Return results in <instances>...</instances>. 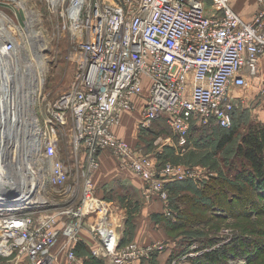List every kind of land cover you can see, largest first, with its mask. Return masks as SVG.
Here are the masks:
<instances>
[{
    "label": "built area",
    "instance_id": "built-area-1",
    "mask_svg": "<svg viewBox=\"0 0 264 264\" xmlns=\"http://www.w3.org/2000/svg\"><path fill=\"white\" fill-rule=\"evenodd\" d=\"M47 1L78 53L73 79L56 98L46 92L50 40L37 17L34 26V9L23 7L26 39L16 34L23 25L0 9V61L16 56L23 62L15 77L17 93L8 89V71L0 76V264L15 256L28 264H61L60 240L65 264H79L76 246L85 229L97 241L94 255L114 252V264H133V256L141 255L137 246L130 244L117 257L116 233L105 228L111 226V208L97 194L100 156L108 150L129 167L148 199H166L171 181L199 180L192 168L155 165L153 154L135 148L115 128L127 114L137 115L142 130L163 121L172 136L158 141L173 140L183 150L193 124L214 121L231 128L237 89L264 73V0H257L251 18L233 0ZM18 46L35 56L26 59L27 66L18 59ZM38 54L45 64L37 63ZM67 128L83 182L79 201L52 213V195L71 193V171L58 153ZM92 216L95 221L87 224Z\"/></svg>",
    "mask_w": 264,
    "mask_h": 264
},
{
    "label": "rangeland",
    "instance_id": "rangeland-1",
    "mask_svg": "<svg viewBox=\"0 0 264 264\" xmlns=\"http://www.w3.org/2000/svg\"><path fill=\"white\" fill-rule=\"evenodd\" d=\"M18 1L6 0L4 2V0H0V9L4 10L11 22L13 19L19 27L20 24L23 25L21 30L16 29L18 39L19 37L26 39L25 35L29 33L24 23L26 11L23 7L34 9V26L38 18V21L42 22V28L46 30L50 40L49 50L46 53L49 57L46 72V92L48 93V97L56 98L63 90L69 87L75 74L78 56L76 44L73 42L64 20L62 17L58 18L57 16L59 15H56L51 10L47 0H20L21 3ZM207 1L209 4L212 3V0ZM26 52L28 55H25L23 50L20 49L19 55L23 61L26 59L32 60L35 57L34 54ZM262 87H264V73L259 80L251 79L248 87L237 89L238 96L236 98L237 104L234 113V125L237 128V136L235 140L220 151L218 147L216 148V143L224 130L220 131L218 129L214 131V135L216 136L207 139L205 138L209 134L204 132L205 130H196L193 133L190 146L182 150L173 140L168 142L164 140L158 141L160 136L163 138L172 136V131L163 121L155 123L153 128L149 130H142L135 125L138 118L136 114L133 117L127 116L126 120L128 124L122 126L121 134L135 148H142L144 152L153 154L155 165L159 167L165 163L199 171L201 174L200 179L193 182L200 187L204 182L203 178L207 174L215 172L219 176L222 175L220 173L222 170L225 171L226 161L229 158V161L232 160L233 149L237 141L240 140V136L247 131L248 127L264 124V94L261 92ZM212 124L218 126L213 122ZM62 132L63 135L58 153L70 168L71 172L68 184L71 188V193L74 190V194L69 192L60 193L57 196L52 195L50 204L54 206L52 209L49 207V212L52 213L63 209L65 205L76 204L80 199L83 182L82 168H77L76 164L73 132L70 128L66 130L62 129ZM105 153L107 154H105L106 156L111 157L110 160H115L117 164L118 158L114 157L108 150ZM156 156L166 157L163 161H160L161 159L156 158ZM113 161H110V165H107L110 174H105L110 175L109 180L105 186L101 185L99 180V185L101 187L100 194L111 201L109 202L111 206L110 221L111 227L116 233L117 244L115 250L117 249V257L120 253L122 255L123 249L127 246L135 244L141 255L133 256V264H137V262L139 264H199L197 263V259L199 253L202 252L199 248L204 246V242H202L204 237L208 235L219 236L222 238L219 243H222L231 240L236 233H247L253 239V245L250 248H253L259 254L254 259L252 258L253 260H250L251 258L246 259L244 255H231L228 257L229 264H264V231L258 230L259 228L264 230V218L227 216L223 220L220 217L212 219L208 216H203L201 213L205 215H209V213L208 211L206 213L203 208L198 207L197 201L195 203L192 197L185 200L187 196L192 195V192L194 193L191 189L184 188L186 185L184 187L177 185L178 187L180 186L179 188L170 187L171 190L167 191L166 199L159 197L148 199L142 193L144 183L140 180L142 182L140 192L137 191L132 196H127L118 187L117 181L119 179L117 178V172L111 171L116 170ZM119 163L121 164V162ZM107 168L105 167V170L101 172L107 171ZM232 180H234L233 176ZM131 184L132 186L137 185L135 183ZM236 202L241 203L243 201L237 200ZM240 203L238 205H241ZM186 213L188 215H199L205 221H194L195 223L182 226L188 217ZM38 214L36 213V215ZM95 217H90L87 224L94 222ZM191 220H199V218ZM212 226H218L217 230H211ZM183 237H191L193 239V243L188 250H184V245L181 247L178 245L179 242H182ZM64 243L65 240L59 241V245H61L60 252L62 253L61 264H65L66 261ZM198 245L199 247H197ZM243 247L248 249V245H243ZM202 249L205 248L202 247ZM170 250L172 252L167 260L166 258L160 260V254L164 251L170 252ZM109 254L113 259L114 252ZM142 255H148V257L141 258ZM2 264H28V260L26 257L20 259L15 256L5 259Z\"/></svg>",
    "mask_w": 264,
    "mask_h": 264
},
{
    "label": "trees",
    "instance_id": "trees-1",
    "mask_svg": "<svg viewBox=\"0 0 264 264\" xmlns=\"http://www.w3.org/2000/svg\"><path fill=\"white\" fill-rule=\"evenodd\" d=\"M213 123L215 122L213 121ZM218 126L213 125L212 122L207 125L193 124L190 141L193 138L194 131L199 129L205 130L204 132L209 134L205 139L216 136L214 135V131L218 129L220 131L224 130L216 143V148L218 147L219 151L222 150L236 139L237 128L234 125V120L231 128L226 129ZM229 159L226 161L225 171L222 170L220 173L222 174L221 176L215 172L207 174L203 178L204 180L201 179L204 182L200 187L193 182L194 180L188 179L184 181H171L168 183V188L171 190L170 187L179 188L186 185L184 188L191 189L194 193L192 192V195L187 196L185 200L192 197L195 203L197 201L198 207L203 208L206 213L207 211L209 213V215L201 214L212 219L220 217L225 220L227 216L264 218V124L248 127L247 131L240 136V140L237 141L233 149L232 160L229 161ZM232 176L234 180H232ZM177 185L180 186L178 187ZM237 200L243 201L239 202L241 205H238ZM189 216L190 218H188ZM188 217L187 219L190 220L185 219V223L182 226L195 223L194 221H205L196 214L188 215ZM194 218H199V220H191ZM217 228L218 226H212L211 230H217ZM258 230L264 231L261 228ZM221 239L219 236L208 235L204 237L202 240L204 246L202 247L205 249L199 248L202 252L199 253L197 263L229 264L228 257L231 255H244L246 259L251 258L250 260H253L259 254L253 248H250L253 245V239L247 233H236L231 240L219 243ZM181 241L178 245L180 247L184 245V250H188L193 243L191 237H183ZM243 245H248V249H245ZM80 247L83 250L86 248L84 243L79 242L76 250L80 249ZM88 255L83 264H101L103 261L102 258L90 252Z\"/></svg>",
    "mask_w": 264,
    "mask_h": 264
},
{
    "label": "crops",
    "instance_id": "crops-1",
    "mask_svg": "<svg viewBox=\"0 0 264 264\" xmlns=\"http://www.w3.org/2000/svg\"><path fill=\"white\" fill-rule=\"evenodd\" d=\"M233 6L235 7V9L239 13H241L246 18H251L253 16V14L258 10V7H259L257 0H233ZM127 116L133 117L134 115H130V114L125 115L123 118L122 124L115 128V131L122 137H123V134H121L122 129H123L122 126L128 124V122L126 120ZM135 125L137 127V124H135ZM105 152L106 151H104L100 156L101 166H100V169L98 170L97 174L95 175V184L97 187V194L101 198L105 199L107 201V203L109 204V202H111V201L107 200L104 195L100 194L101 187L99 185V180L101 182V185H104V186L107 183V181L109 180L110 175H105V174L106 173L110 174V170H109V168H107V165H110V161H113V160H110V158H111L110 156H106L107 154ZM165 157L166 156H156V158L161 159L160 161H163ZM118 160H117V164H116L115 160L113 161V164L115 165L114 168L116 170H111V171L117 172V178L119 179L117 181V183L119 184V186H118L119 189H121L122 193L126 194L127 196H132L137 191L140 192L141 185H142V182H140L141 179L137 175H135L133 173V171L130 170L129 167L123 166L122 164H120L119 163L120 161H118ZM105 167L107 168V171L101 172L102 170H105ZM102 173H103V175H101ZM131 183H135L137 185L132 186ZM101 192H103V191H101ZM110 208H111V206H110ZM82 234H83V238H82L81 243H84V246L86 248H84V250H83L80 247V249L77 250L78 257H79V264L84 263L87 256H89L88 253L89 252L91 253L93 248L97 245V241H96L95 237L91 234L89 229H85ZM171 250H170V252L164 251L163 253H161L159 256L160 260H162V259L164 260L165 258L167 260L168 256L172 252ZM99 257L102 258V260H103L101 264H114L113 259H112V257H110V255H107V256L106 255H100ZM137 264H139V262H137Z\"/></svg>",
    "mask_w": 264,
    "mask_h": 264
},
{
    "label": "bare ground",
    "instance_id": "bare-ground-1",
    "mask_svg": "<svg viewBox=\"0 0 264 264\" xmlns=\"http://www.w3.org/2000/svg\"><path fill=\"white\" fill-rule=\"evenodd\" d=\"M35 35H37V37H39V38H41V36H42V34L41 33H35ZM18 49H19V46H18ZM17 49V50H18ZM20 50V49H19ZM23 55V54H22ZM26 55V54H25ZM17 56H18V59L21 61V57H20V55H19V52L17 53ZM9 59V61H0V76H2L1 75V71L2 70H7L8 71V76L11 78V81L9 82V84H8V89H10V88H14L13 90H15V92L17 93V89H19V86L18 85H16L15 86V77H16V72H18V71H20L21 70V68H22V65L21 64H23V62H21V64L20 63H17V57L16 56H14V57H10V58H8ZM37 63L38 62H41L42 61V63H44L45 64V60H46V58L45 57H42V55L41 54H38V56H37ZM4 62H6V64H4ZM28 61L26 60L25 61V66H27L29 63H27ZM20 69V70H19ZM10 73V74H9ZM20 83H21V81H19ZM18 98H19V95H18ZM32 101H31V99L29 98L28 99V101H27V103L25 104V108H26V110H27V114H28V112H30V105L28 106V104H30ZM17 111L18 112H20L21 111V108L19 107V105H18V108H17ZM16 119H12L11 120V122H14ZM105 228H106V230L107 229H109V228H111V226L109 225L108 226V224L107 223H105ZM111 231H114V229H110V233H111ZM112 245H113V242L112 243H110V247H112Z\"/></svg>",
    "mask_w": 264,
    "mask_h": 264
}]
</instances>
